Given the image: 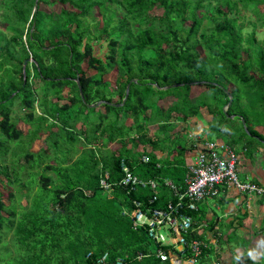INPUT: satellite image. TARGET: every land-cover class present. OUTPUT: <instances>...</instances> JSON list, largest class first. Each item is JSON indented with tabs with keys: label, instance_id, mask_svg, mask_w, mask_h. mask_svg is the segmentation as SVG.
Instances as JSON below:
<instances>
[{
	"label": "trees",
	"instance_id": "16d2710c",
	"mask_svg": "<svg viewBox=\"0 0 264 264\" xmlns=\"http://www.w3.org/2000/svg\"><path fill=\"white\" fill-rule=\"evenodd\" d=\"M42 4L62 7L48 12ZM263 10L264 0H0V149L28 142L18 164H32L10 169L8 151H0V181L13 188L8 203L0 192V264H99L104 255L102 264L189 262V246L179 262L157 258V245L144 228H134L131 214L135 202L147 216L164 209L172 199L165 182L184 181L185 146L180 142L177 149L178 140H171L179 138L172 119L187 123L205 110L209 137L225 138L232 149L241 142L248 156L264 148L257 129L264 124L256 122L264 118V40L257 37ZM245 16L254 27L246 35L238 22ZM103 37L104 60L93 50ZM112 72L111 91L105 76ZM195 86L204 91L192 97ZM168 97L170 105L160 106ZM20 121L30 127L26 134L17 127ZM60 131L68 144L63 159L48 146L30 151L42 133L55 147ZM111 143L119 148H107ZM166 146L167 156L158 158ZM122 162L148 186L121 185ZM105 173L107 190L100 183ZM241 180L264 187L255 177ZM21 185L27 188L25 204ZM255 198L264 206V196ZM189 214L194 224L186 239L203 243L197 263L203 264L217 252L198 233L202 213ZM259 233L264 236V218ZM249 263H264V252L260 262Z\"/></svg>",
	"mask_w": 264,
	"mask_h": 264
},
{
	"label": "built area",
	"instance_id": "2783aa9c",
	"mask_svg": "<svg viewBox=\"0 0 264 264\" xmlns=\"http://www.w3.org/2000/svg\"><path fill=\"white\" fill-rule=\"evenodd\" d=\"M198 143H193L197 146ZM192 164L187 167V172L182 184H174L166 181L165 185L172 191V199L164 209H154L150 216H147L141 209V204L135 202L136 209L131 214L134 228H144L148 236L157 245L156 257L161 261H167L172 256L179 262V253L188 246L192 252L191 264L199 263L202 258V246L198 240L188 244L186 237L190 233L193 218L189 213L196 212L198 206L205 200L214 199L221 192L233 189L246 198L264 196V187L258 186L251 181L243 182L237 176L238 156L232 148L218 140L206 141L202 144ZM144 163L149 161L147 156L142 158ZM123 186L146 187L148 183L143 182L135 176L130 168L122 162ZM108 174L105 173L101 180V186L107 190L109 184L106 182ZM150 187L155 190V182H149ZM164 247L169 249L164 250ZM107 255H104L99 264L105 263ZM203 264H208L203 262ZM211 264H219L214 259Z\"/></svg>",
	"mask_w": 264,
	"mask_h": 264
},
{
	"label": "rangeland",
	"instance_id": "374dc122",
	"mask_svg": "<svg viewBox=\"0 0 264 264\" xmlns=\"http://www.w3.org/2000/svg\"><path fill=\"white\" fill-rule=\"evenodd\" d=\"M61 7L62 6L59 5V4H56V5H54L51 8H48V6H46L44 4L41 5L42 10L48 11V12L50 10L59 11V9ZM155 13L160 14L161 11L158 10ZM96 16H97V18L99 20L100 19V16L98 15V13L96 14ZM238 22L239 23L244 22V24H245L244 25V29H243V34L244 35L250 33L251 30L254 29V27L250 23V20H249V18L247 16H245L244 18H241ZM0 28L4 29V26L0 25ZM257 37H258L259 40H264V28H262V29L258 28L257 29ZM105 38L106 37H103L101 41H98V42L93 43L94 55L96 57H98V58L103 59V60L105 58V54L107 53V47L106 46L108 44V41ZM83 68L85 70L87 69L85 63L83 64ZM87 73L89 74V73H92V72H87ZM105 80H107L110 83V85H111L110 86L111 91L114 90V88H115V80H116V74H115V72H112L108 76H105ZM203 91H204V87L203 86H195L191 90V96L192 97H196L197 95L201 94ZM67 92H68V89H64V96L65 97L67 96ZM114 99L116 100V97H114ZM172 101H173V98L168 97V98H166V99H164L162 101H159L158 103H159L160 106L166 108V107H168L170 105V103ZM64 102H66V101L62 100L60 102V104L62 105V104H64ZM16 107L17 106H15V108ZM60 116H61V119H63L66 116V113L65 114L64 113H60ZM210 120H211V117L207 114V112L205 110H202V117L201 118H193V119L189 120L187 123H183L182 121L172 119L171 121L172 122L175 121V124L177 126L176 129L174 130V133H178L177 135L179 136V138H171L172 141H174L175 139L178 140L179 143L176 145V148L179 149L178 147H180L182 145V144H180V142H181V143H184L185 148L188 149V146L191 144L190 143L191 142V138H201V139L202 138H207V140H209V141L210 140L211 141L212 140L214 141L215 138L213 136L212 137H209L208 131H207L208 124H209V121ZM130 122L131 121H127L126 123L129 125ZM256 122H259V123L264 124V118L258 119V120H256ZM17 127H18V129H20L21 131H23L24 134H26L30 130L29 125L26 124V123H24V122H21V121L18 122ZM78 128H80V125L78 126ZM184 128H186V131L183 130ZM154 130H155V127H150L149 128V132L150 133H153ZM54 131H56V129H54ZM262 131H263V133L262 132L261 133L264 135V130H262ZM63 133L65 134L64 131L63 132L60 131V134H58V136L55 137L56 141H58V144L55 145V147L51 146V140L48 138L49 133H46V134L45 133H42L40 138H38L37 140H35V141L32 142V147H31V150L30 151L36 153V152H39L41 149L46 148V146H48L51 149V154H59L60 157H61V159H63L65 157L66 153H67L66 146H68L67 140H66V136ZM151 139L152 140H154V139L157 140V139H160V138H151ZM25 140H27V138ZM25 140H24V142H25ZM219 140L220 141H224L225 138H221ZM245 140H246V142H249L250 144L251 143L252 144H254V143L256 144V142L254 140H250V138L245 139ZM29 141H30V138H29ZM21 142L22 141H18V142H14V143L8 142L7 145H6L7 148H3V149L1 148L0 149V151L2 150L3 153L4 152L6 153L8 151V153L6 155V159H5L6 160L5 164L8 165V167L10 169H15L16 167H19V168L22 167L19 170L20 171H23L24 169L28 168V166L30 168V165H32V164H29L28 166H23V165H26V163L24 162V160L21 161V163L23 165H19L18 164V161L21 158H23V155L27 152V143L28 142L27 143H23V144ZM240 143H236L234 145V148H235L234 150L238 153V155L241 156V159L243 161H245V160L248 161V159H249L248 157L250 155L248 156L249 153L246 154V152L243 151V149L241 148V144ZM167 144H168V147H170V142L169 143L167 142ZM98 145H100V141H99ZM108 147H109V149L117 150V148H119V145L116 144V143L115 144L114 143H111V144L108 145ZM144 149L146 151H148V152L151 151V147L150 146H147V145L144 146ZM168 151H169V149L166 146L163 155H165L166 153H168ZM172 154H176V151L175 152L172 151ZM258 155L261 157V160H263V158H264V149L261 150V153H258ZM49 163L50 164H53L54 162L52 160H49ZM248 164H249V162H248ZM43 166H44V164L41 165V169L43 168ZM244 168H245V166L241 163V166L238 169L241 172H243L245 170ZM263 168H264V165H263ZM27 172L28 171H26L24 174H21V177H22L23 181H25L26 179H29V177H27ZM242 174L239 171H237V176H238L239 180L243 178V175ZM1 180H3V181H0V192H2L4 201L6 203H8L7 194H8V192H11L13 190V188H11L10 186H6L5 185L4 178L1 177ZM262 184H264V183L262 182ZM21 186H23V185H21ZM26 192H27V188L24 187V186L21 187V193L23 195L21 194L20 200H21V203L22 204H25V202L27 200L26 197H24V194ZM255 199L256 198H254V200ZM208 202H209L210 206H212L214 200H208ZM256 205L259 206L258 205V200H256ZM247 207L245 206L243 208V210H245L244 212H242L241 209L240 210L238 209L236 211V214L239 217L243 218V219H247V217L249 218L246 221V223H245V226H247L245 228V230H248L251 234H253V233H256V230L258 231V229H257L258 227L256 225H257V223H259L261 221L262 217L264 218V212L258 213V211H257V213H256V211L255 212L253 211L254 209L252 208V206H250V207L247 206ZM216 214L219 215L220 213L217 212ZM207 216H210V214L208 213ZM259 216H261V219L258 218L259 219V222H258L257 217H259ZM223 220H226V219H223L222 218L221 221L223 222ZM229 222L231 223V221H229ZM229 222H228V224H230ZM224 223H222V224H224ZM225 224H227V223H225ZM235 224L236 225H239L238 222H236L234 224L232 223V226L231 227L236 229V233L239 236L240 229H239V227L234 226ZM255 237H256V235H252L250 238H248V241L249 242H252L251 243L252 244V246H251L252 247L251 248L252 250H250L248 254H245L244 255L242 252L240 253V251H239V253L242 256V258H241V264H251V263H249V260L252 263H258V262H260V258H261L260 256H261V251H262L261 244L264 243V238H262V237L255 238ZM10 238H11V234H9L5 238V240L8 241ZM218 259H219V257H218ZM219 261L221 262L222 260L219 259ZM262 264H264V263H262Z\"/></svg>",
	"mask_w": 264,
	"mask_h": 264
},
{
	"label": "crops",
	"instance_id": "0c3cea01",
	"mask_svg": "<svg viewBox=\"0 0 264 264\" xmlns=\"http://www.w3.org/2000/svg\"><path fill=\"white\" fill-rule=\"evenodd\" d=\"M257 129L259 130L260 133L261 132L263 133L262 130H264V128L261 127V128H257ZM214 140L220 141L219 139H214ZM206 141H209V140H207V138H202V139L201 138H191V142H190L191 144L188 146V149L184 148V151H183V157L185 160L186 169L190 165V163L191 164L193 163L196 154L202 150V148H203L202 144ZM194 142L198 143L197 146L193 145ZM222 142H224V141H222ZM263 149L264 148L262 146H257L256 150L254 148V150L252 152L253 154L250 157H248L249 158L248 161L245 159H244L245 161H243L241 159V156L238 155L239 156L238 166L240 167L241 163L245 166V168H244L245 170L243 172H241L239 169H238V171L241 174L243 173L242 175L246 179L250 180L253 177H255V178H257V180H259L260 183H262V182L264 183V168H263L264 158H263V160H261V157L258 155V153H261V150H263ZM113 150L114 149H112V151ZM232 150H234V149H232ZM234 152H236V151L234 150ZM163 153H164V151H157L155 155L160 159L165 158L168 153H166L165 155H163ZM248 162H249V164H248ZM254 198L253 199L252 198H250V199L246 198V196H244L243 194H239V193L235 192L233 189L229 188V189L221 192L219 197H217V199H208V200H214L212 206H210L208 200H205L199 204L198 210L196 212H201L203 215V218L201 220L198 233L203 234L204 239L207 241V243L209 245H211L215 249V251L217 252L216 255L212 254L210 256L209 255L206 256L204 258V260H206L208 263H211L214 259H217L219 257V259L222 260L221 261L222 264H241L242 256L240 253L242 252L245 255V254H248L250 250H252L251 249L252 248L251 247L252 242H249L248 238H250L252 235H256L255 238H259V237L264 238V236L259 233V229L261 227L263 217H262V219H261V216L257 217L258 222H259L258 218L261 219V221L259 223H257V225H256L258 227L257 228L258 231L256 230V233L251 234L248 230H245V228L247 227V226H245V223L249 218L247 217V219L241 220V217H239L236 214V211L238 209L239 210L241 209V211L244 212L245 210H243V208L245 206L246 207L252 206V208L254 209L253 211L254 212L256 211V213H257V211H258V213L264 212V206H262L260 204V202L257 198L255 200H254ZM256 200H258L259 206L256 205ZM217 212H219L220 214L217 215L216 214ZM208 213L210 214V216H207ZM222 218L226 219V220H223V222H222L221 221ZM229 221H231V223ZM224 222L227 224H225ZM228 222L230 224H228ZM236 222H238L239 225L235 224L234 226L239 227V229H240L239 236L236 233V229L231 227L232 223L234 224ZM213 223H214V225H213ZM222 223H224V224H222ZM210 225H213V227L208 228ZM219 240H221V245L219 244ZM242 240H245L247 242L246 247H241ZM262 244H261V249H262L261 254L264 252V243H262ZM226 251H227V253H226ZM239 251H240V253H239ZM182 264H191V263L188 261H184V262H182Z\"/></svg>",
	"mask_w": 264,
	"mask_h": 264
},
{
	"label": "water",
	"instance_id": "95a60500",
	"mask_svg": "<svg viewBox=\"0 0 264 264\" xmlns=\"http://www.w3.org/2000/svg\"><path fill=\"white\" fill-rule=\"evenodd\" d=\"M37 3V2H36ZM128 92H129V85L127 86V89H126V98H127V95H128ZM125 98V99H126ZM231 98H229V105H230V103H231ZM242 123L244 124V120L242 119Z\"/></svg>",
	"mask_w": 264,
	"mask_h": 264
},
{
	"label": "bare ground",
	"instance_id": "6f19581e",
	"mask_svg": "<svg viewBox=\"0 0 264 264\" xmlns=\"http://www.w3.org/2000/svg\"><path fill=\"white\" fill-rule=\"evenodd\" d=\"M263 143V142H262ZM244 149V148H243ZM247 156V155H246ZM179 157V156H178ZM191 164V163H190ZM186 166V165H185ZM130 168V167H129ZM132 172V171H131ZM245 241V240H244ZM213 244V243H212ZM221 245V244H220ZM226 253H227V251H226ZM8 256V255H7ZM6 258V257H5ZM12 262V261H11ZM98 262V261H97ZM11 264V263H10ZM97 264V263H96Z\"/></svg>",
	"mask_w": 264,
	"mask_h": 264
}]
</instances>
